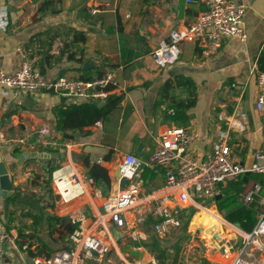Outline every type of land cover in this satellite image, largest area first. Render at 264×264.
<instances>
[{
	"label": "crops",
	"instance_id": "crops-1",
	"mask_svg": "<svg viewBox=\"0 0 264 264\" xmlns=\"http://www.w3.org/2000/svg\"><path fill=\"white\" fill-rule=\"evenodd\" d=\"M78 1L80 0H0V69L15 71L22 65L27 55L36 67L44 66L45 75L48 77L68 75L85 79L102 76L105 72L111 71L118 85L110 94H123V100L116 109L84 131H56L53 128L56 107L73 102L70 97L43 91L38 94L23 92L16 98L13 91L0 87V133L3 132L10 139L8 146H0V158L7 163L16 161L18 158L16 149H20L21 154L24 152L49 154L46 153V148L53 147L50 144L32 147L37 131L48 125L51 129L48 138L57 140L65 138L76 144V149L70 150L69 155L64 157L68 162L63 166L72 160L76 164L74 166L87 175L82 159L89 155L91 163H100L109 171L110 186L99 187L93 179L94 182L88 184L86 193L67 203L58 202L52 210L54 213L70 218L72 213L79 211L93 218L97 211L103 210L102 203L120 189L117 170L125 153L134 154V140L150 135L156 146L155 137L169 127L162 116L163 103L157 102L161 84L156 81L161 80L162 71L172 69L178 72L188 71L199 83H204L203 92L205 96L207 95L209 103L205 117L202 120L197 118L196 108L186 113V116L192 114L187 125H190V130L196 136L194 142L197 155L194 156L200 157L210 151L218 130L227 129V119L233 117L238 108H241L248 114L247 130L232 132L243 135L236 136V140L231 141L232 158L246 165L254 161L255 154L264 144L263 120L255 107L258 95L255 69L259 68L258 59L264 52V0H246L249 5L243 19L246 40L237 37L225 38L221 49L212 55L204 53L202 42H188L182 50L183 57L178 64L168 69L158 68L152 56L153 49L160 42L168 40L173 29L182 28L193 22L204 8L202 3H188L187 0H143L144 2L113 0V3L108 0H82L85 1L87 8L82 10L75 6ZM92 5L100 6L95 14L91 13ZM106 5L109 6L106 8ZM81 32L85 34V39H82ZM140 47L148 50L139 53ZM69 50L71 53L74 52L73 59H68ZM61 54H63L61 59H58ZM190 62L192 66L189 65ZM145 72L146 78L157 80L139 79ZM146 82L150 85L145 86ZM106 99L97 101L103 105ZM179 124L184 126L183 122ZM235 124L238 125L236 121ZM87 130L91 133L85 134ZM76 133L78 136L72 139L71 135ZM91 145L100 148V151L96 152V158L92 157L91 152L85 151V148ZM125 145L127 152L121 150ZM141 148L143 149L144 145ZM147 148L150 149L149 146ZM71 151L79 154L78 164L71 158ZM237 152H241L242 157H236ZM151 153L142 159H148ZM108 155H111L110 159L105 160ZM30 159L34 161L24 162L17 172H10V180L14 185L13 193L9 196L0 195V229L1 225L5 224L8 230H13L19 237L17 248L8 246L4 248V253L0 255V264H33L34 256H49L65 246L59 240L60 229L50 235L45 226L33 225L31 218L29 223L17 227L15 222L19 217L11 215L14 201L8 203V198L14 194L18 198L19 192L24 186H28L32 176H37L38 173L43 175L42 157ZM52 159L61 161L63 157L54 156ZM68 170H72V166ZM165 172V168L145 170L147 179L143 180V184L149 187L143 185V188L147 191L152 188V191L161 192L166 181ZM263 197L264 183L258 201L254 202L256 214L261 209L259 200ZM164 201L173 204L174 197H164ZM216 209L217 204L209 208L202 207L196 213V217L193 216L191 223L194 224L193 227L200 228L205 233L209 232L212 235L211 245L217 244L220 252L223 251L211 257L214 261H209L210 264H230L238 252V244H233L234 237L227 242L222 239H228L227 227L234 231L236 225L227 221ZM210 210L224 220V223L218 226V231L209 218L213 213ZM149 217L141 225L148 234L146 239L133 238L129 229L126 232L134 239L137 249L144 254V261L141 264H158L154 263L155 257L149 249L142 245V241L147 240L154 230L153 227L147 226ZM17 224L19 225L18 222ZM111 229L118 234L124 228L109 224L108 232L116 236ZM117 237V243L112 244L107 254L111 255L115 250L123 260L122 264H131L123 256L120 248L123 246L121 236ZM106 238L108 239L107 235ZM219 241L222 242L221 245ZM24 246L27 248L22 249ZM33 253L35 255H32ZM102 258L88 260L109 264ZM263 262L264 253H261L260 261L257 259V263Z\"/></svg>",
	"mask_w": 264,
	"mask_h": 264
},
{
	"label": "built area",
	"instance_id": "built-area-1",
	"mask_svg": "<svg viewBox=\"0 0 264 264\" xmlns=\"http://www.w3.org/2000/svg\"><path fill=\"white\" fill-rule=\"evenodd\" d=\"M187 1L200 2L204 8L193 22L182 28L173 29L168 40L160 42L153 49V59L160 69H168L177 64L182 54V43L185 41L202 42L204 53L212 55L221 49L225 38L237 37L243 41L247 38L243 27L244 15L249 6L246 0ZM99 9L100 6L92 5L91 13L95 14ZM255 71L258 85L255 107L262 117L264 129V71L258 67ZM117 85L118 82L111 71L92 79L68 75L48 77L27 55L22 65L15 71L0 69V87L13 91L16 98L23 92L38 94L46 91L65 94L73 102L78 103L100 101L106 99L111 93V88ZM235 121L239 124L236 125ZM227 122V129L218 130L212 148L200 157L188 154L187 147L194 142L196 136L183 126L168 127L158 134L155 137V149L148 159L125 153L119 164L118 178L119 181L127 178L128 184L126 186L120 184L118 192L107 199L104 210L97 211L93 218L79 211L70 215L71 222L79 224L70 235L74 244L72 250H60L49 256L37 255L33 258V264H86L90 258L104 257L110 252L112 244L118 241V237L108 232L109 224H114L118 228L129 226L133 238L146 239L148 234L141 225L149 216L155 220L154 232L160 238H166L173 228L181 225L177 216L183 209L194 207L199 210L215 205L222 187L242 179L247 172L250 174L243 184L239 200L246 206L258 201L263 191L264 144L250 165L234 160L231 133L247 130L248 114L238 108L236 114L227 119ZM50 134L51 129L48 125L40 128L32 147L50 144L60 147V151H70L74 148L73 141L48 138ZM9 144L10 139L3 132L0 133V146L5 147ZM74 164L71 160L68 165L55 170L52 174L55 192L65 203L82 196L86 193L88 184L94 182L81 173ZM71 166H74L72 170H68ZM161 168L166 169L163 190L161 192L145 190L142 178L144 171ZM164 197H174L173 205L166 203ZM259 202L261 209L256 214L255 223L250 230L245 231L234 226L233 244H238V253L230 264H258V256L264 253V197ZM1 226L0 255L4 253L5 245L13 248L19 245L18 235L13 230H8L5 224ZM99 230L102 232L101 236L97 234ZM239 236L242 237L240 242ZM26 248L27 246L22 247ZM94 252H98V255ZM156 262L157 259L154 258V263Z\"/></svg>",
	"mask_w": 264,
	"mask_h": 264
},
{
	"label": "trees",
	"instance_id": "trees-1",
	"mask_svg": "<svg viewBox=\"0 0 264 264\" xmlns=\"http://www.w3.org/2000/svg\"><path fill=\"white\" fill-rule=\"evenodd\" d=\"M82 39H85V34L81 32ZM68 54V59L74 58V52H70ZM63 54L60 55L58 59H61ZM259 69L264 71V52H262L258 59ZM40 71L45 74L44 66H41ZM179 72L175 73L174 76L180 77L179 84L184 85L186 87L192 88L193 90L196 88V82L192 77L182 78ZM92 79V78H85ZM150 85L149 82H146L145 86ZM172 86L171 78H168L159 89V94L164 92L167 94L169 92V87ZM111 88V87H109ZM113 89V88H111ZM123 100V94H109L107 99L105 100L103 105H100L99 101H88V102H71L66 105H60L56 107L55 110V122L53 124V128L56 131H67V130H80L84 131L86 128L96 124L98 121L106 118L114 109L118 107V105ZM196 97H190L187 100H180L176 102V106L179 109L177 113L180 117H185L187 110L197 104ZM159 99L157 100V102ZM160 102V101H159ZM91 132L87 130L85 134H90ZM46 153H49L51 156L49 158L43 159L44 167L43 171L49 175V178H52V174L55 170L61 168L58 165L49 166V161L54 157H60L62 152L58 148L48 147L46 148ZM16 155H21V150L16 149ZM111 155L106 156L104 159L109 160ZM34 159H28L26 163L32 162ZM47 164H45V162ZM84 169L86 170L87 175L94 179L96 184L99 187L110 186L111 177L109 175L108 169L100 163H91V159L89 155H85L82 159ZM40 173L37 174V178L40 177ZM262 181L264 183V175L262 176ZM245 182L240 179L238 181L230 182L228 185L224 186L221 191V197L216 200V204L219 212L224 216V218L235 224L240 223L241 228L245 231H248L252 228L256 220V203H253L250 206H246L242 204L239 200V194L243 189V184ZM49 192L53 194V189L50 188ZM35 196V195H34ZM37 197V195H36ZM18 200L17 196L14 194L8 198V203L11 201ZM19 201V200H18ZM17 202V201H16ZM26 206H28V215L33 220V225H40V227L45 226V229L49 234H53L56 230L60 229L59 240L65 244V246L61 249L55 250L58 252L60 250H72L74 245L70 238V235L79 227L78 223H72L70 218L66 216H59L53 211H48V207L43 203L40 197L36 199V201L25 199ZM52 210L55 208V202L50 204ZM32 209L35 211L33 212ZM37 209V211H36ZM194 208H185L180 214L177 216L180 220V226L177 227L178 238H176L175 242L168 241V237L172 234H169L166 238H160L157 233L153 235L150 234L147 240L142 241V245L150 249L153 254L158 259V264H177L178 256L181 250V242L183 239H186L187 235L183 233V230L187 231V226L194 215ZM221 223H224V220L220 217ZM148 227H153L155 224V220L152 217H149L146 222ZM62 228V230H61ZM226 232H233L229 227ZM188 238V237H187ZM202 253L196 254L194 256H198V261L200 264H210L207 259L206 251L199 247ZM54 252V253H55ZM196 252V251H195ZM202 254V255H201ZM32 255H35L34 253ZM37 256V255H36ZM34 256V257H36ZM182 258L185 259L184 255H181ZM180 258V259H182ZM182 259V262L185 260ZM193 264V263H192Z\"/></svg>",
	"mask_w": 264,
	"mask_h": 264
},
{
	"label": "rangeland",
	"instance_id": "rangeland-1",
	"mask_svg": "<svg viewBox=\"0 0 264 264\" xmlns=\"http://www.w3.org/2000/svg\"><path fill=\"white\" fill-rule=\"evenodd\" d=\"M108 1L113 3V0H108ZM140 1L144 2L143 0H140ZM78 2L79 3H76L75 6L79 7L82 10H83V8H84V10H87V8L85 7V1L80 0ZM188 42H190V41H185L182 43V48H183L182 50H184L185 45H188ZM147 50H148V48L140 47L139 53H145V51H147ZM181 57H183V56L182 55L180 56L179 61H180ZM178 62H177V64H178ZM189 65L192 66V63L190 62ZM173 70H176V69H172L169 71L168 70L162 71L161 72L162 78L159 81L157 80V78H155V79L154 78H150V79L146 78V72L144 73V75L140 76L139 79L157 80L156 82L158 84L162 85L168 78H171L172 86L169 87V92L167 94H164V92H162L161 94H158L157 95L158 98L156 96V98L159 99V101H161L163 103V108H161L163 119L165 118L164 121H166L169 124V127L182 126L179 124V122H183L184 123L183 127L190 129V125H187V123L190 122L189 119L191 118L192 114H188L185 117H182V116L180 117L177 114L179 112V109L176 106V102H178L180 100H187L190 97H196L198 99L197 104L195 106L191 107L189 110H191L192 108H196L197 109L196 116H197V118L202 120L205 117L207 109L209 108L207 95L205 96V94L203 92L204 83H202V82L199 83L197 78L193 74H191V72L181 70V72L179 71V73L182 74L181 75L182 78H185L187 76H191L196 82V88L193 90L192 88H190V86L186 87L184 85H180L179 81L181 78L178 76H174V74L177 73L178 71H173ZM156 71H158V69H156ZM77 134L78 133L71 135V137H73L72 139L76 138L78 136ZM236 136L243 137V135H238L237 133H232V135H231L232 142H234L236 140ZM98 138L100 139L99 134H98ZM62 140H60V141H62ZM133 145H134V154L139 156V158L142 159L143 157H145V155L151 153V151L154 150L155 143H154V141L151 140L150 135H148L146 138H143V137L142 138L141 137L136 138L134 140ZM143 145H144V148L142 149L141 147ZM75 146H76V144L74 143V148H72V149H76ZM148 146L150 147V149L147 148ZM53 148L59 149L60 147L53 146ZM121 150L124 152L128 151L126 145L123 146L121 148ZM85 151L91 152L92 157L96 158L97 157L96 152L100 151V148L95 146V145H91V146L86 147ZM187 151H188L189 155H197L196 154L197 150L195 148V142L191 143L187 147ZM60 152H62V153L65 152V153H67V156L69 155V150H61ZM70 155H71V152H70ZM235 155L238 158L242 157L241 152L240 153L237 152V153H235ZM43 159H46V157L43 156L42 160ZM55 159H57V158H55ZM55 159H51L49 161L48 165L49 166H51V165L63 166L68 162V160L65 158H63V160H61V161L60 160L55 161ZM78 162H77V164H78ZM79 164L81 166V162ZM74 165H76V164H74ZM43 166H45V165H43ZM72 168H73V166H72ZM83 168H84V166H83ZM144 174H143L142 178L145 181V178L147 179V173L145 175ZM145 183H147V182H145ZM144 186L149 187L147 184H145ZM50 188L53 189V194H51L49 192ZM54 188H55V184L53 182V178H49V175H47L46 173H44L43 175H40V177H38V178L35 175L32 176L31 181L29 182L28 186H24V189L21 190V192H19V197H18L19 201L16 199L17 202L15 201V203H14V210L11 212V215H14L15 217L17 215L19 217V219H16V222H15L17 227H22V226H24V224L29 223L30 217L27 213L29 208H28V206L25 205L26 203L23 202L25 199H30V200L36 201V199L38 197H40L41 200H43V203L46 206H49L48 211L52 212V207L50 204L55 202V205H57V203L58 202L60 203V201H61L59 195L55 192ZM152 190L153 189L151 188L148 191H152ZM36 195H37V197H36ZM202 203H205V202H202ZM205 204H207V203H205ZM209 207H212V206H208V208ZM200 210H201V208L199 210H197L196 212H194L193 216L196 217V213ZM216 210L218 211V209H216ZM32 211L34 212L35 210L32 209ZM36 211H37V209H36ZM193 216H192V218H193ZM222 217H224V216L222 215ZM192 218H191V220L187 226V231L183 230L184 231L183 233H185V236L187 235L188 238L186 237V239H183L181 242V250H180V253L178 256V263L177 264H192V263L193 264H200L199 263L200 261H198L199 260L198 256H194V255H195V253L199 254V255H200V253H202L200 251L199 247L203 248V245H205V247H206L205 251L207 254L208 261H214V260H212L211 257L215 256V254H218V253L220 254L221 252H223L222 250L220 252V250H219L220 247L217 244L210 246V244L207 243V241L203 238L204 237V231H201L200 228L193 227L194 224L191 223ZM218 218H219V222H220V217L218 216ZM17 222L19 223V225L17 224ZM220 224H221V222H220ZM128 229H129V226L125 227L124 229H121V231H119L118 234H116L113 229H111V231L114 232L116 234V236H121L120 240H123L122 241L123 246H120V248L123 252V256L131 264H141L144 261V254L142 251H139L137 249V246H136L134 239H132L131 237L128 236V233L126 232ZM225 229H226V227H225ZM227 229H228V227H227ZM171 233H170L171 235L168 237L167 240L170 242H175L176 238H178L177 235H178L179 231H177V228H173ZM29 234H32V233H29ZM97 234L99 236H101L102 235L101 230L97 231ZM233 237H234V231L228 232V239L225 238L222 240H225V242H227L229 239H232ZM214 239H215V237H214ZM221 243L222 242H220L219 245H221ZM149 251L153 254V252L150 249H149ZM113 252L114 253H112L111 255H108V254L105 255L103 257L104 259L102 258L103 261L106 263H109V264H122L123 260L117 255L115 250ZM213 252H214V254H213ZM181 255H184L185 259L182 258ZM153 256L156 258V256L154 254H153ZM180 258L184 259L185 262H182V259H180ZM258 259L260 261V256H258ZM145 262H146V259H145ZM157 262H158V259H157ZM87 264H100V261H98V260L97 261L96 260H87ZM146 264H148V263H146ZM262 264H264V262Z\"/></svg>",
	"mask_w": 264,
	"mask_h": 264
},
{
	"label": "water",
	"instance_id": "water-1",
	"mask_svg": "<svg viewBox=\"0 0 264 264\" xmlns=\"http://www.w3.org/2000/svg\"><path fill=\"white\" fill-rule=\"evenodd\" d=\"M44 155H47L46 158H49L48 156H50V154H39L38 152H24L21 155L18 156L17 160L14 162H10L7 163L6 160L2 159V157L0 158V195H4V196H9L13 193V183L10 180V172L11 173H15L19 170V168L23 165L24 162H26L28 159L30 158H35V157H43ZM62 157H66L67 153H62L61 154ZM71 156L73 158L74 161H79L77 159V157L80 158L79 154L76 151H71ZM120 171L119 169L117 170V176H119ZM250 173L247 172L244 177L243 180L246 181L248 175ZM129 180L127 178H122L120 181V184L122 186H126L128 184ZM221 197V194L217 196V199ZM235 225L238 228H241L240 223H235ZM151 234H154V230L151 231ZM239 241H242V237L239 236ZM7 245H5L4 248H6ZM95 255H98V252H94Z\"/></svg>",
	"mask_w": 264,
	"mask_h": 264
},
{
	"label": "bare ground",
	"instance_id": "bare-ground-1",
	"mask_svg": "<svg viewBox=\"0 0 264 264\" xmlns=\"http://www.w3.org/2000/svg\"><path fill=\"white\" fill-rule=\"evenodd\" d=\"M237 122V124H239V122L238 121H236ZM106 201L107 200H105L103 203H102V208H103V210H104V208H105V204H106ZM210 212L212 213L211 215H210V220L212 221V224H215V229L218 231V226H220V222H219V218H218V216H217V214L213 211V210H210ZM214 233H216L215 231H213ZM220 232V231H219ZM220 234V233H219ZM222 234V233H221ZM216 235H217V233H216ZM211 234L209 233V232H204V239L207 241V243L208 244H210V246H211V243H210V238H211ZM214 243V242H213ZM203 248H204V250H206V247H205V245H203ZM238 253V252H237ZM236 253V254H237ZM236 256V255H235ZM234 256V257H235Z\"/></svg>",
	"mask_w": 264,
	"mask_h": 264
}]
</instances>
